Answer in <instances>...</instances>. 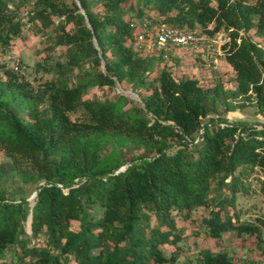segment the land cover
Segmentation results:
<instances>
[{
    "label": "trees",
    "instance_id": "trees-1",
    "mask_svg": "<svg viewBox=\"0 0 264 264\" xmlns=\"http://www.w3.org/2000/svg\"><path fill=\"white\" fill-rule=\"evenodd\" d=\"M27 4L28 21L50 28L66 61L37 87L15 70L0 74L6 171L37 191L33 203L0 191V264H176L162 247L200 207L209 236L263 239L264 214L244 221L232 209L256 171L264 193V123L227 114L254 103L264 115V46L248 36L264 39V0H0L4 49ZM148 9L178 27L227 30L235 87L178 79L161 55L137 50L133 20ZM117 83L139 100L117 90L85 97ZM198 263L242 264L210 250Z\"/></svg>",
    "mask_w": 264,
    "mask_h": 264
},
{
    "label": "rangeland",
    "instance_id": "rangeland-1",
    "mask_svg": "<svg viewBox=\"0 0 264 264\" xmlns=\"http://www.w3.org/2000/svg\"><path fill=\"white\" fill-rule=\"evenodd\" d=\"M31 5H20L16 9V14L22 19L23 27L20 35L13 37L10 45L5 49L0 46V74L6 77L5 70H14L13 62L19 61L26 66L24 72H18L32 85L38 86L54 77L55 68L60 62H65L64 47L55 46L45 33L50 28L43 31L40 25H34L28 21L26 12L31 9ZM15 7H12V10ZM145 15L159 17L152 11L146 10ZM45 32V33H44ZM248 36L264 46V39H259L254 35V30L248 32ZM160 68L170 67L174 75L179 79L184 75L199 79L202 85L210 86L214 84L216 76L221 77L226 86L235 87V73L231 65L227 62L225 54L217 51L208 52H184L175 50L169 59L160 62ZM104 67V65H103ZM115 90L127 94L139 100L137 93L132 91L128 83H117L115 88L92 87L85 95L86 98L114 96ZM138 92L146 94L147 91L140 89ZM229 121L246 120L248 122L259 120L264 123V115L258 113V108L254 103L247 104L242 110L228 112ZM8 157L4 150H0V191L10 200L27 199L30 203L34 201L36 184L25 183L16 174H9L6 171ZM263 173L256 171L251 178L250 190L247 194L239 193L236 208L233 210L240 214L244 221L254 222L256 218L264 214V193L260 189V180ZM210 210L204 207L196 209L192 213L191 219L178 218V225L181 226L182 233L176 243L163 245V250L167 257L176 264H199L200 251L210 250L211 252H227L242 264H262L264 262V236L258 239L256 236H237L234 232L224 234L223 238H213L205 230L203 218L209 216ZM154 222V220H153ZM27 230H30L29 223H26ZM74 264V263H72Z\"/></svg>",
    "mask_w": 264,
    "mask_h": 264
},
{
    "label": "built area",
    "instance_id": "built-area-1",
    "mask_svg": "<svg viewBox=\"0 0 264 264\" xmlns=\"http://www.w3.org/2000/svg\"><path fill=\"white\" fill-rule=\"evenodd\" d=\"M133 25L137 28L136 49L154 51L161 55L163 60L169 59L175 50L184 52L207 50L225 54L231 42V35L225 29L211 35L200 28L175 26L167 22L163 16L158 19L149 15L136 18L133 20ZM258 45L263 47L262 44L258 43ZM13 68L17 72H24L26 66L15 61Z\"/></svg>",
    "mask_w": 264,
    "mask_h": 264
},
{
    "label": "water",
    "instance_id": "water-1",
    "mask_svg": "<svg viewBox=\"0 0 264 264\" xmlns=\"http://www.w3.org/2000/svg\"><path fill=\"white\" fill-rule=\"evenodd\" d=\"M126 94H131V93H128V92H127ZM123 169H125V166L121 168V170H123ZM36 193H37V191H35L33 198H35ZM33 202H34V201H33ZM31 220H32V215H30L29 225H30V223H31Z\"/></svg>",
    "mask_w": 264,
    "mask_h": 264
}]
</instances>
